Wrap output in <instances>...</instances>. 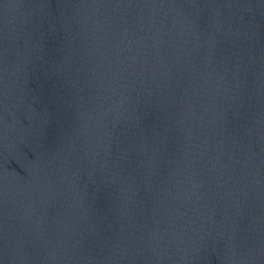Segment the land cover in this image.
Returning a JSON list of instances; mask_svg holds the SVG:
<instances>
[{
  "label": "water",
  "instance_id": "1",
  "mask_svg": "<svg viewBox=\"0 0 264 264\" xmlns=\"http://www.w3.org/2000/svg\"><path fill=\"white\" fill-rule=\"evenodd\" d=\"M0 264H264V0H0Z\"/></svg>",
  "mask_w": 264,
  "mask_h": 264
}]
</instances>
